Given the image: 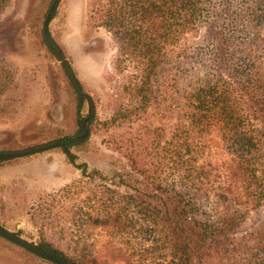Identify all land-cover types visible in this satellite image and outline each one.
<instances>
[{
    "label": "trees",
    "instance_id": "1",
    "mask_svg": "<svg viewBox=\"0 0 264 264\" xmlns=\"http://www.w3.org/2000/svg\"><path fill=\"white\" fill-rule=\"evenodd\" d=\"M49 3L31 26L38 47L59 60L41 28ZM12 23L0 20V99L8 102L15 101L6 96L14 70L4 57L18 41ZM86 25L102 27L116 44L121 77L108 123L126 128L104 140L115 152L106 172L76 161L73 150L88 141L98 99L48 26L85 93L62 65L72 87L69 130L51 140L83 177L58 194L83 183V207L64 218L53 214L56 194H39L28 218L35 224L57 215L69 226L97 230L103 248L87 240L64 249L42 235L37 248L68 264H264V0H87ZM165 62L155 86V70ZM181 82L183 103L175 111L173 88ZM84 103L87 133L77 137ZM28 156H0V167ZM7 200L0 194V214ZM0 243L30 262L61 264L1 233Z\"/></svg>",
    "mask_w": 264,
    "mask_h": 264
},
{
    "label": "rangeland",
    "instance_id": "2",
    "mask_svg": "<svg viewBox=\"0 0 264 264\" xmlns=\"http://www.w3.org/2000/svg\"><path fill=\"white\" fill-rule=\"evenodd\" d=\"M51 1L7 0L0 15V20L6 18L14 21L12 35L18 37L17 44L4 54L14 70L13 86L15 85L6 96L15 101H5V96L0 99V150L32 148L54 141L51 139H54L52 137L59 130H69L66 106L69 89L72 87L61 62L48 49L38 47L34 27L31 26L38 11L43 10L49 2L50 6ZM86 3L87 0H58L56 15L48 26L50 33L64 44L77 75L98 99L96 121L92 125L88 141L82 148L73 150L77 155L76 161H85L89 167L97 166L106 172L109 158L115 152L106 147L104 140L117 128H126V125L108 123L113 111L116 85L121 75L114 66L116 44L111 35L102 27L86 25ZM167 66L168 63L165 62L156 68L155 86L162 84ZM184 87L185 84L181 82L173 88L175 111L183 103ZM2 102L6 105H2ZM83 111L86 115V104L81 113ZM169 127L170 125L166 126L168 130ZM47 132H52V136L45 137ZM54 147L31 153L18 161L2 163L0 194L8 199L6 208L0 214L4 227L11 233L18 232L19 237L33 244L42 235L55 246L64 249L87 240L97 248H103L102 234L97 230L88 233L85 228L65 224L64 218L76 212L80 206L83 207V183H73L76 187L68 195L65 194V197L60 196L58 190L63 184L78 181L83 176L80 169L72 164H65L63 157H56L58 153H63ZM49 152L56 155H48ZM4 166L11 168H3ZM39 194L43 197L56 194L50 197L55 205L53 214H67L66 217H42L34 224L28 218V213L31 206H36ZM143 247L146 250L148 246L144 244ZM147 256H151L150 253ZM0 264L49 263L42 259L30 262L20 255L15 246L0 243ZM114 264H117L116 260Z\"/></svg>",
    "mask_w": 264,
    "mask_h": 264
},
{
    "label": "water",
    "instance_id": "3",
    "mask_svg": "<svg viewBox=\"0 0 264 264\" xmlns=\"http://www.w3.org/2000/svg\"><path fill=\"white\" fill-rule=\"evenodd\" d=\"M57 1L58 0H52L49 8L47 9V11L45 13V16H44L43 21H42V26H41L42 33H43V36L45 37V39L48 41V43L51 45V47L55 51V53L58 56L59 61L61 62V64L65 67L68 75L70 76L71 80L74 82L77 90L81 94H85L83 92V90L81 89V87L79 86V83L77 81V78H76V76L74 74V71H73L72 67L67 62L66 58L61 55L57 43L55 42V40L51 37V35L48 32V28L47 27H48V24H49L50 15H51L52 9L54 8V6H55ZM84 106H85V103H84L83 107ZM80 126H81V132L77 135V137H82V136H84L87 133L86 118H85L84 111H83V113H81ZM59 143L60 142L58 140H54V141H49V142H45V143L39 144V145L34 146L32 148H27V149H22V150H13V151L0 150V156L27 155V154L36 153V152H40V151H44V150L50 149V148L58 145ZM0 233L2 235L6 236L7 238L13 240L14 242L20 244L21 246H24V247L32 250L36 254H38V255L46 258V259L53 260V261L59 262L61 264H68L63 259H60V258L56 257L53 254L45 253V252L39 250L37 248L36 244H33L31 242H28V241L24 240L23 238H21V237L15 235L13 233L7 231L6 229L2 228L1 226H0Z\"/></svg>",
    "mask_w": 264,
    "mask_h": 264
},
{
    "label": "crops",
    "instance_id": "4",
    "mask_svg": "<svg viewBox=\"0 0 264 264\" xmlns=\"http://www.w3.org/2000/svg\"><path fill=\"white\" fill-rule=\"evenodd\" d=\"M48 155H56V154H54V153H52V152H49L48 153ZM56 157H63V162L65 163V164H67V162L65 161V155L64 154H59L58 153V155H56ZM69 164V163H68ZM2 167V166H1ZM3 168H11L10 166H4Z\"/></svg>",
    "mask_w": 264,
    "mask_h": 264
}]
</instances>
